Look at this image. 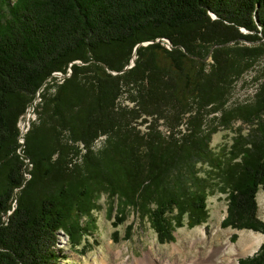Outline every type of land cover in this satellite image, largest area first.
Here are the masks:
<instances>
[{
	"label": "trees",
	"instance_id": "16d2710c",
	"mask_svg": "<svg viewBox=\"0 0 264 264\" xmlns=\"http://www.w3.org/2000/svg\"><path fill=\"white\" fill-rule=\"evenodd\" d=\"M263 55L264 0H0V264H58V231L79 246L80 220L102 192L118 199L113 224L130 207L164 242L185 219L207 222L208 194L221 185L222 225L264 234V86L253 103L227 110L235 81ZM69 65L27 139L34 178L12 209L26 180L18 118ZM218 110L222 125L250 126L223 154L204 128ZM100 133L108 146L69 167L66 137L90 143ZM239 264H264V240Z\"/></svg>",
	"mask_w": 264,
	"mask_h": 264
},
{
	"label": "rangeland",
	"instance_id": "374dc122",
	"mask_svg": "<svg viewBox=\"0 0 264 264\" xmlns=\"http://www.w3.org/2000/svg\"><path fill=\"white\" fill-rule=\"evenodd\" d=\"M242 31L248 32L245 29H242ZM163 44L169 49L172 48L167 41H164ZM137 57L138 55L135 52L132 59H130V63H132V60L135 63ZM207 61L210 62L211 57ZM58 77L50 76L46 80L18 118L17 127L20 134L18 141L21 145L17 149V154L21 156L25 163L26 180L22 186L15 190L12 209L17 207L18 197L34 178L35 164L28 153L27 139L32 129L40 125L44 118H47L44 109L45 100L56 96L58 87L64 83L60 79L62 76L58 75ZM263 86L264 55L259 58L253 68L245 71L241 78L235 81L227 103V110L253 103L257 92ZM125 98H127V94L122 95L119 102L124 103ZM25 123L28 124L24 126ZM48 126L50 125L47 124ZM159 128L164 133H169L168 125L161 124ZM185 128L186 124L182 129L185 130ZM204 128L208 132H212L211 146L220 154L226 153V149L230 151L233 148L234 138L238 131L247 134L250 130V126L243 123V121L233 122L229 126L222 125L221 110L207 116ZM65 136L63 135V138ZM101 136H106V138L103 139ZM66 140L73 148L68 157V165L73 168L84 165L88 155H97L103 151L108 146L109 135L100 133L90 143L81 140L73 141L67 137ZM222 189L224 187L219 185L214 189L215 191L213 190L208 194L209 217L207 222L192 226L185 219L183 226L174 229L171 240L164 242L160 241L149 220L141 218L140 215L138 216V212L130 209V207L126 209L125 220L117 226L113 224L117 215L118 199L116 197L113 203L108 192H102L95 198L96 205L92 211V218L88 216L80 220L82 228L80 229L79 246L72 244L70 234L66 233V230V232L62 229L58 231L59 243L57 250L60 251L57 252L58 259L61 260H58V264H145L144 259L150 254L153 255L157 264L190 263L196 257L208 253L210 248L220 246L226 241H231L232 246L238 250L235 256L236 261L229 264H239L241 258L253 256L258 251L264 240V234L252 229H236L222 225L228 214V193ZM43 191L44 188L39 186L36 190V196L38 197L40 193L43 194ZM257 201L259 217L264 221L263 187L258 192ZM257 236H261V240L253 247L254 249L251 248L246 251V246L253 242Z\"/></svg>",
	"mask_w": 264,
	"mask_h": 264
},
{
	"label": "bare ground",
	"instance_id": "6f19581e",
	"mask_svg": "<svg viewBox=\"0 0 264 264\" xmlns=\"http://www.w3.org/2000/svg\"><path fill=\"white\" fill-rule=\"evenodd\" d=\"M260 240H261V236H257L253 240V242H251L249 245L246 246L245 250L246 251L250 250ZM58 243H59V239H58L57 245ZM236 251L238 250L232 246L231 241H226L220 246L217 245L212 249L210 248V251L208 253H206L205 255H200L199 257H196L190 263L184 262L182 264H229L231 262L236 261L235 260V256L237 255ZM144 260H145V264H157L152 254L147 255Z\"/></svg>",
	"mask_w": 264,
	"mask_h": 264
},
{
	"label": "built area",
	"instance_id": "2783aa9c",
	"mask_svg": "<svg viewBox=\"0 0 264 264\" xmlns=\"http://www.w3.org/2000/svg\"><path fill=\"white\" fill-rule=\"evenodd\" d=\"M167 41V40H166ZM167 43H168V45H170L171 46V44L167 41ZM167 45V46H168ZM170 46H168V47H170ZM71 73H72V69H71V67H69L68 68V70H67V72H61V71H57V72H54V74H52V76L53 77H56V78H59L58 77V75H60V76H62V77H60V79L61 80H63V81H65V79L67 78V77H69V76H71ZM28 122V121H27ZM28 123H25L24 124V126H26ZM26 129H28L27 127H26ZM22 130H23V128H22ZM27 131V130H26ZM20 135V134H19ZM103 139H105L106 138V136H101ZM19 138V137H18ZM20 143V142H19ZM21 144V143H20Z\"/></svg>",
	"mask_w": 264,
	"mask_h": 264
},
{
	"label": "water",
	"instance_id": "95a60500",
	"mask_svg": "<svg viewBox=\"0 0 264 264\" xmlns=\"http://www.w3.org/2000/svg\"><path fill=\"white\" fill-rule=\"evenodd\" d=\"M163 40L164 41H168L170 44H171V42L168 40V39H166V38H163ZM156 41H160V39H158V40H156ZM151 42V41H150ZM147 43H149V42H147ZM146 42L145 43H142V44H147ZM141 44H139L138 46H140ZM172 45V44H171ZM137 46V47H138ZM135 53V52H134ZM134 55V54H133ZM72 65V64H71ZM134 65V63H133V60H132V63H130L122 72H124L126 69H128V68H131L132 66ZM113 73H118V72H113Z\"/></svg>",
	"mask_w": 264,
	"mask_h": 264
}]
</instances>
